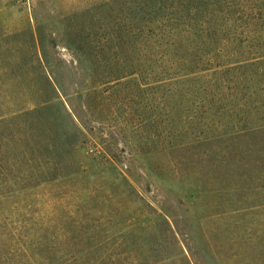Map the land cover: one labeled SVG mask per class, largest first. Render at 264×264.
I'll return each instance as SVG.
<instances>
[{
	"label": "rangeland",
	"instance_id": "374dc122",
	"mask_svg": "<svg viewBox=\"0 0 264 264\" xmlns=\"http://www.w3.org/2000/svg\"><path fill=\"white\" fill-rule=\"evenodd\" d=\"M108 1L0 0V134L18 138L21 132L15 125L32 122L29 115L19 112L35 107L46 87L44 69L35 62L32 51V35H55L59 45L49 49L48 57L56 77L66 86L70 106L84 125L87 143L82 153L95 157L97 163L111 162L102 171L84 162L86 168L81 174L0 197V248L12 252L27 239L44 241V234L47 237L44 243L62 248V254L53 259L66 261L70 257L64 252L69 243L126 248L136 243L147 244L155 237L170 245L172 240L166 229L171 226L199 264H216L202 234L206 235L220 264H264V129L176 146L173 143L177 138L184 141L196 133L197 138H202L206 135L199 132L207 130L201 125L193 129L194 124L188 120L177 121L179 101L171 94L163 98L164 89L158 88V83L127 84L130 80L125 79L122 86L109 88L105 92V104L97 103L92 112L76 95L79 83L86 79L87 67L76 66L75 57L60 44L61 39L79 32L81 22L89 25L90 19L83 21L80 13ZM236 1L241 6L253 7L256 14L262 9L260 19L248 21L257 35L248 33L239 37L245 39L248 35L256 40L254 52L264 51V0ZM239 51L244 56L251 52L246 48ZM235 55L239 54L235 52ZM153 73L156 71L152 70ZM241 75L245 79L244 73ZM259 80H240L236 88H229L234 85L223 78L226 108L237 105L240 109L246 105L243 108L251 110L254 98L263 101L264 81ZM263 110L252 115L248 112L252 117L249 122L259 121L256 115H264ZM227 111L232 114L230 109ZM197 113L205 116L201 110ZM243 114L247 116L246 112L238 117ZM231 117H234L232 121L237 119L235 114L226 118ZM217 118L222 116L204 117L203 121L212 127ZM179 121L185 133L177 135ZM20 141L17 145L13 140L3 143L2 150L13 145L24 147V138ZM105 200L110 207L108 213L102 212ZM87 201L93 203L95 219L99 221L85 226L101 232L91 238L82 235L70 239L72 233L67 224L74 218L79 220V208ZM117 214L122 215L116 218ZM108 215L115 220L106 221ZM80 225L76 223L74 227ZM104 230L113 233L112 237L105 238ZM126 231L128 236L119 237ZM143 231L146 232L142 234ZM187 254L192 258L189 251ZM14 257V252L8 254L7 262L0 264L20 261L28 264L26 258Z\"/></svg>",
	"mask_w": 264,
	"mask_h": 264
},
{
	"label": "trees",
	"instance_id": "16d2710c",
	"mask_svg": "<svg viewBox=\"0 0 264 264\" xmlns=\"http://www.w3.org/2000/svg\"><path fill=\"white\" fill-rule=\"evenodd\" d=\"M261 10L256 14L253 7L241 6L236 0H109L93 10L80 13L83 21L90 19L89 25L81 22L79 32L66 35L60 44L75 57L76 66L87 67L86 79L79 83L80 87L75 93L89 112L97 108V103L105 104V92L109 88L122 86L125 79L130 80L127 84L156 82L158 88L164 89L163 98L171 94L174 100L179 101L177 121L188 120L194 124L193 129H199L201 125L203 128L205 126L204 130H212L211 134L199 132L205 137L197 138L196 133L195 138L188 137L184 141L177 138L173 143L176 146L191 145L250 129H264V115H256L259 121L251 123L249 120L252 117L248 113H262L259 111L264 109V100L254 98L251 110L244 109L246 105L240 109L235 107L237 105H231L229 109L237 119L232 121L234 117H231L227 120V115L232 114L227 111L222 87L223 78L234 85L229 88H236L240 80L253 82L264 76V51L254 52L256 40L248 35L245 39L239 37L248 33L257 35L248 21L249 18L260 19L263 14ZM239 27L243 28L240 30ZM31 41L35 62L44 69L46 87L42 90L44 95L41 101L34 103L35 107L19 112L32 118L30 124L15 125L21 132L20 136L0 134V197L81 174L86 168L84 162L97 166L96 170L101 171L111 165V162L97 163L95 157L82 153L87 143L84 125L74 107L70 106L66 86L62 79L56 77L48 57L49 49L59 45L58 37L32 35ZM242 48L251 52L244 56L239 51ZM235 52L239 55H235ZM152 70L156 73L152 74ZM241 73H244L245 79ZM223 103L224 106L220 105ZM182 104L186 106L181 107ZM198 110L205 116H200ZM246 112L247 116L243 114L238 117ZM19 113L18 117H21ZM214 115L222 118L214 120L216 125L209 127L203 119L214 118ZM180 121L177 135L184 132L180 128ZM21 138H24V147L13 145L6 151L2 150L3 143L13 140L17 145L21 143ZM119 175L132 186L123 173L119 172ZM82 206L79 208V220L74 218L67 224L72 233L70 239L73 240L82 235L91 238L96 232H101L92 231L93 226H85L91 221H99L95 219L93 203L87 201ZM102 206V212L108 213L110 207L106 200ZM121 215L117 214L116 218ZM105 220L115 219L108 215ZM162 220L168 222L164 216ZM76 223L81 225L74 227ZM166 231L172 240L170 245L162 244L155 237L147 244L136 243L126 248L109 244L69 243L64 252L70 257L66 261L53 259L58 253L62 254V248L44 243L47 237L43 234L44 241L27 239L21 245L24 248L18 246L12 252L0 248V263L7 262V255L14 252L15 259L26 258L28 264H199L190 249L182 245L176 231L171 226ZM102 232L106 234L105 238L112 237L113 233L107 230ZM128 234L126 231L119 237ZM202 237L216 264H220L206 235L202 234ZM38 255L43 257L38 259ZM121 255L124 258H119Z\"/></svg>",
	"mask_w": 264,
	"mask_h": 264
}]
</instances>
